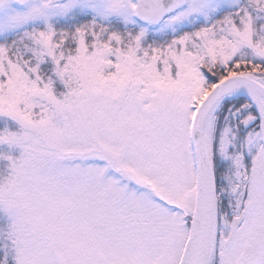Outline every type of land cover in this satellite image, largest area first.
Instances as JSON below:
<instances>
[{"label": "snow or ice", "instance_id": "obj_1", "mask_svg": "<svg viewBox=\"0 0 264 264\" xmlns=\"http://www.w3.org/2000/svg\"><path fill=\"white\" fill-rule=\"evenodd\" d=\"M0 264H264V0H0Z\"/></svg>", "mask_w": 264, "mask_h": 264}]
</instances>
